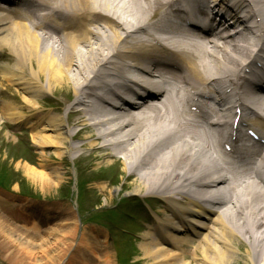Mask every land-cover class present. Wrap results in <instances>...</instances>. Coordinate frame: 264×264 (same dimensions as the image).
<instances>
[{
	"label": "bare ground",
	"instance_id": "6f19581e",
	"mask_svg": "<svg viewBox=\"0 0 264 264\" xmlns=\"http://www.w3.org/2000/svg\"><path fill=\"white\" fill-rule=\"evenodd\" d=\"M4 1L15 10L0 9V55L6 51L13 63L1 61L0 75L35 111L40 129L32 141L39 153L50 148L55 158L73 160L88 140L89 149L121 157L125 173L134 179L126 194L164 201L155 223L141 234L142 258L151 264H264V176L255 164L252 178H225L220 157L221 146L230 140L227 120L241 102L264 118V85L251 91L241 73L264 47V0H206L228 25L242 26L235 36L184 29L171 6L189 0ZM33 9L38 11L32 14ZM37 12H42L39 18L33 16ZM158 43L162 49L154 46ZM168 57L177 59L182 74L164 67ZM169 81L176 91L163 90ZM64 84L73 96L64 113L40 114L38 101ZM131 84L147 98L136 97ZM214 86L229 91L220 97ZM202 90L219 106L203 126L185 115ZM120 104L129 110L122 111ZM69 113L81 118L70 122L81 125L75 131L67 125ZM2 117L28 121L18 106L0 99V123ZM82 128L88 133L79 137ZM23 171L41 192L58 186L65 173L27 164ZM97 189L115 191L104 184ZM1 220L0 229L6 230ZM70 226L75 229L76 223ZM98 263L111 264L106 255Z\"/></svg>",
	"mask_w": 264,
	"mask_h": 264
},
{
	"label": "rangeland",
	"instance_id": "374dc122",
	"mask_svg": "<svg viewBox=\"0 0 264 264\" xmlns=\"http://www.w3.org/2000/svg\"><path fill=\"white\" fill-rule=\"evenodd\" d=\"M0 61L13 63V60L7 52L3 53ZM22 96V92L20 90H17L14 85L0 79V98L10 103L11 105H16V107L18 106L19 111L22 112V116L28 118L32 125L34 124V126H38L36 130H39L38 120H33V118H35L37 115L35 114V111L31 110L23 102ZM72 101L73 96L72 92L70 91V85L65 86L64 84L60 87H55L54 91H52L50 95H47L45 96V98L38 101V112H40V114L42 115H45L49 112H51L52 115H62V113H64V108L67 107ZM65 118L70 131H75L77 130V128H79V126H81L80 124H77L75 126L70 125L71 121L74 123L77 119L78 122L81 118H78L77 116L74 117L73 115H70V113L67 114ZM20 119L17 117L14 120L17 124H14L12 122H4V124L1 125L2 129L0 130V155L2 159H4V161L1 162L2 166L4 165L6 169L8 168L7 180L9 181L13 178V172L12 170L9 171V168L12 169V167L14 166V169L18 171L21 177L24 178L27 182V186H25L23 182H21L20 184L21 189L25 194L33 193L36 194L37 197L47 200L52 198L69 200L70 195V205L73 206V200L71 198L72 195L70 194V191L76 188L78 182L82 184L87 183L88 187H86L85 185L83 191L86 199L82 194L78 197L77 206L81 214H83L89 207L90 211L92 209H100L104 205L113 209V206L117 204V206L115 207L119 208V203L121 204L123 200H120L122 198L121 196L128 199L142 200V198H134V196L126 194L134 187V179L132 177H128V174L125 173L124 165L120 156L110 157L106 154L108 151H96V149L90 150L87 143L88 140L82 142V144H84V149H82L79 153L80 155L73 160L65 156L61 159L55 158L52 151L53 149L50 148H46L43 156L39 153V147H37L32 141V134L33 132H35L33 131L32 127H30L29 125H27L29 127H17L21 125L17 122L20 121ZM5 130H8L9 132V136L7 137L5 135ZM86 133L88 132L83 130L82 128L79 131L78 136H85ZM21 143L28 144V148L31 149V152H29L28 149H24V146ZM74 144L77 145L78 142H74ZM18 154L22 155L23 158L34 165H30L25 161H22V163L20 164L18 162L16 163V165H14L15 163H12L11 161L15 159ZM103 160H106L108 164H106V162H104L103 164H99V162ZM26 164L29 166H33V168L37 170H43L44 172H50L51 169H53V171L60 169L61 172L65 173L58 186L50 185V187H46L47 189L41 192L39 185L32 184V182L29 181L26 177L23 171V167ZM16 166L18 168H16ZM77 172H80L82 174L76 177ZM92 181L93 183H91L90 185L89 182ZM98 184H104L108 188V190L113 191V189H115V191L112 192L111 195H109L107 192V194H101L97 189ZM145 198L144 200L150 202L153 197H150V199L149 197ZM119 200L120 202L118 203ZM130 204L131 203H124L121 206L122 208H124ZM150 207L151 206L145 204V206L140 209L135 206V203L129 207L133 214L136 215V219L139 220V217L141 219V221H136V226L139 225L145 229L146 226L149 225V219H151V215L152 213H154ZM159 208L162 207H157V209ZM105 216L107 218H111L114 224H118L123 228L132 226L128 220H118L115 217V214H109L107 212L105 213ZM90 217L91 214H86L85 220H88ZM102 222L106 229L107 227H112L114 225L111 224L109 220H104ZM85 224L88 225L89 231L91 230L92 226L95 227L93 224H90L88 222H86ZM3 227L6 230L0 229V264H86L87 262H91V258L87 259V253L83 252L82 249H88V252H90L91 255L98 256V252H96L93 248L103 249L104 247L103 244L102 246H100L96 242L89 245L88 238L83 235L84 239L82 240L80 245H83L84 247L80 250H77V248L75 249L73 244L74 240L78 241L77 228L74 229L70 227V229L63 230L62 228H60L59 231H52L54 233L51 236H48L49 230L47 228H44V234L42 237L41 235H39L33 240H28V237L26 239H23V241L17 238L18 236H22L19 232H17L16 230L13 231L11 228H5L4 225ZM110 232L111 230L107 231V237L109 235L112 237L115 233V231L113 233ZM25 241L28 242L29 246L26 247L19 245L20 242ZM135 246V251L133 253L131 252L132 256H135L137 259H139V261L135 262V264H150L151 262L148 259L142 258V252L139 251V245L136 243ZM240 249L241 251H243L244 247ZM73 250H75L74 255ZM107 250L112 251V244H108L107 248L104 247V251ZM131 250L133 251V249ZM69 256L70 260L69 262H67ZM135 257L133 258L134 260ZM235 264H238V262L235 261Z\"/></svg>",
	"mask_w": 264,
	"mask_h": 264
}]
</instances>
